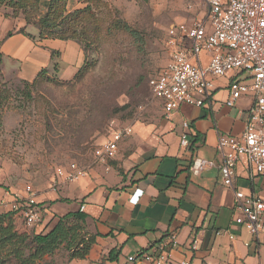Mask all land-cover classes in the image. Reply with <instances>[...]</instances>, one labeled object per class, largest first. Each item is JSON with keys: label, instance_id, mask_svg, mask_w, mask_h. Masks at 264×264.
Returning a JSON list of instances; mask_svg holds the SVG:
<instances>
[{"label": "crops", "instance_id": "crops-1", "mask_svg": "<svg viewBox=\"0 0 264 264\" xmlns=\"http://www.w3.org/2000/svg\"><path fill=\"white\" fill-rule=\"evenodd\" d=\"M47 1L40 0L42 9ZM78 6L77 0H68V12ZM8 11L0 5L1 67L6 80L32 82L43 68L52 66L53 50L59 52L62 70L76 73L84 60L77 42L39 39L38 29L26 24L21 12L11 16ZM20 28L34 38L17 32ZM201 59L205 64L207 55ZM235 76L214 77L206 106L183 103L166 115L158 98L157 113L132 121V133L118 141L113 157L96 158L75 179L60 180L35 194L43 219L33 233H46L59 217L81 212L84 232L94 237L85 258L70 259L63 243L53 254L44 255L48 264H128V255L153 250L171 233L177 243L165 264H264V232L254 236L236 224L233 208L236 189L264 199V176L254 173L244 158L236 163L233 186L221 183L215 167L198 175L189 169L196 156L218 162V137L239 136L244 130L254 99L243 95L226 105L228 83ZM183 132L189 136L188 147L180 143ZM17 196L26 197L23 188ZM0 198L7 203L15 199L10 192L0 193ZM194 235L196 250L190 248Z\"/></svg>", "mask_w": 264, "mask_h": 264}, {"label": "rangeland", "instance_id": "rangeland-1", "mask_svg": "<svg viewBox=\"0 0 264 264\" xmlns=\"http://www.w3.org/2000/svg\"><path fill=\"white\" fill-rule=\"evenodd\" d=\"M77 1L79 7L89 6L94 19L87 17L84 23L99 32L96 50L87 49L81 72L49 66L25 87L6 80L0 64V193L10 192L14 201L27 184L34 194L48 190L59 168L84 171L111 128L154 116L161 101L154 97L152 83L167 60L168 25L207 12L203 0ZM9 10L6 14L12 16L14 10ZM125 24L137 31V39ZM54 60H60L59 54ZM0 201V213H8L4 225L11 224L18 234L30 235L43 219L29 225L12 203ZM8 249L1 257L15 264ZM30 249L27 244L25 253ZM34 264H48V258Z\"/></svg>", "mask_w": 264, "mask_h": 264}, {"label": "built area", "instance_id": "built-area-1", "mask_svg": "<svg viewBox=\"0 0 264 264\" xmlns=\"http://www.w3.org/2000/svg\"><path fill=\"white\" fill-rule=\"evenodd\" d=\"M207 6L205 16L190 22L178 21L168 25L164 45L167 53L165 65L152 83L154 97L161 99L164 113L169 115L181 104L206 106L214 91V77H233L228 83L226 105L232 106L243 95H252L254 102L247 113L245 127L239 136L220 135L216 144L219 161L196 156L190 172L200 174L207 168L218 169L221 183L233 186L236 163L244 158L254 173L264 176V0H203ZM207 55L203 64L201 56ZM184 128L188 127L186 121ZM132 133L125 125L111 128L107 137L95 150V157L105 160L113 157L120 139ZM180 143L190 145L187 132ZM84 171L59 168L52 184L60 180H73ZM25 198L12 203L19 209L29 225L40 221L41 211L30 184L23 188ZM134 198V201H137ZM3 204V203H0ZM234 221L244 226L251 235L264 232V199L234 191ZM233 238V235H229ZM177 243L171 233L153 250L127 256L128 264H165L171 258L170 250ZM190 248H198L194 235ZM180 264H189L187 261Z\"/></svg>", "mask_w": 264, "mask_h": 264}, {"label": "trees", "instance_id": "trees-1", "mask_svg": "<svg viewBox=\"0 0 264 264\" xmlns=\"http://www.w3.org/2000/svg\"><path fill=\"white\" fill-rule=\"evenodd\" d=\"M67 4L68 0H48L43 10L40 0H0V5L11 7L14 11L16 10V12L13 11L12 16H17L21 12L24 15L26 24H31L38 29L39 39H60L77 42L82 48L84 60L74 74L76 75L83 70L87 49L94 47V50H96L99 32L95 31L94 24L91 28H88L84 23L87 17L93 19L89 13L88 5L78 6L72 13H69L67 12ZM124 28L137 39L136 30L127 24L124 25ZM17 32L34 38L33 35L27 33L23 28H20ZM12 33L13 31H9L7 35L10 36ZM58 54V51L53 50L52 59L54 60V57ZM2 56L0 52V64ZM52 66L53 70L57 71L59 64L54 60ZM46 70V68H43L32 82L24 81V86L34 85L39 76ZM6 214L8 213H0V264L8 262L6 257H1V252L7 246H9L8 251L12 248L10 252L15 264H34L36 260L41 259L44 255L53 254L63 243L69 251L70 259H83L87 256L91 245L94 243V237L88 236L83 230V225L79 222H83L85 219V214L81 212H70L59 217L53 227L46 233L32 232L30 235L26 233L18 234L16 231H12L11 224L5 226L3 219L8 216ZM69 221H72L73 224H70ZM27 244L31 245V249L25 253L24 248L27 247Z\"/></svg>", "mask_w": 264, "mask_h": 264}]
</instances>
